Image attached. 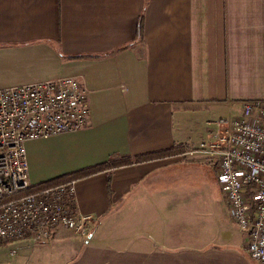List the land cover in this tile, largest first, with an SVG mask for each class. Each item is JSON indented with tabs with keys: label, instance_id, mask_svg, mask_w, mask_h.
Returning <instances> with one entry per match:
<instances>
[{
	"label": "crops",
	"instance_id": "0c3cea01",
	"mask_svg": "<svg viewBox=\"0 0 264 264\" xmlns=\"http://www.w3.org/2000/svg\"><path fill=\"white\" fill-rule=\"evenodd\" d=\"M70 77L87 91V126L27 144L31 186L112 157L185 152L78 180L75 210L93 218L87 239L61 228L39 247L67 235L99 243L108 230L104 243L135 249L90 245L68 264H255L230 217L242 237L234 248L169 240L160 226L170 212L191 214L163 206L176 183L168 168L200 164L218 121L264 102V0H0V89Z\"/></svg>",
	"mask_w": 264,
	"mask_h": 264
},
{
	"label": "built area",
	"instance_id": "2783aa9c",
	"mask_svg": "<svg viewBox=\"0 0 264 264\" xmlns=\"http://www.w3.org/2000/svg\"><path fill=\"white\" fill-rule=\"evenodd\" d=\"M87 96L71 77L0 89V250L45 243L61 228L87 239L93 218L75 210L77 181L28 192L27 152L31 141L83 130ZM218 126L198 152L215 159L228 215L245 234L246 257L264 264V102L244 103L239 115Z\"/></svg>",
	"mask_w": 264,
	"mask_h": 264
},
{
	"label": "rangeland",
	"instance_id": "374dc122",
	"mask_svg": "<svg viewBox=\"0 0 264 264\" xmlns=\"http://www.w3.org/2000/svg\"><path fill=\"white\" fill-rule=\"evenodd\" d=\"M184 162V165L168 168L169 174L175 177L176 183L175 185L170 183L169 194L166 198L167 202L163 206L180 210L186 209V212L190 210L191 214L181 216H176L174 212L167 214L168 223H163L160 226L163 233L167 234L169 240L174 235L181 242L184 240L189 243L202 241L210 243V240L214 239L216 243L220 244H224L226 240H229L231 248L242 245V237L238 236V232L227 214V207L211 159L202 154L200 155V164L186 160ZM179 224L184 226H179ZM108 232V230L107 232H101V242L99 243L95 239L85 243L74 236L67 235L63 241L56 240L55 243H50L51 245L46 243L42 247H39L36 243H29L28 245L34 247L27 248V250L4 246L0 250V264H68L73 261L74 255L80 257L82 252L90 245L106 247L110 250L135 249L131 246H116L113 243H104ZM10 250L14 251L16 257L9 255ZM204 252L206 250L200 254ZM243 254L245 256V253ZM200 258H195L194 261ZM127 261L129 260L125 259L121 263L127 264Z\"/></svg>",
	"mask_w": 264,
	"mask_h": 264
},
{
	"label": "trees",
	"instance_id": "16d2710c",
	"mask_svg": "<svg viewBox=\"0 0 264 264\" xmlns=\"http://www.w3.org/2000/svg\"><path fill=\"white\" fill-rule=\"evenodd\" d=\"M142 31H143V17L140 16L139 21H138V26H137V36H138L139 40L142 38ZM184 152H185L184 148L173 147L170 150H167L164 152H159L156 154H151V155H146V156H138V157H135L132 159L131 158L112 157L110 160H108L104 164L94 166L91 168H87V169L75 172L73 174L57 178L56 180L49 181L46 183H42V184H39L37 186H33L28 190V192H33V191L39 190L41 188H47L50 186L58 185V184L67 182L69 180H76V181L82 180V179L88 178V177H90L94 174H97V173H101V172H105V171H111L117 167L126 166V165L128 166V165H132L134 163L146 162V161H149V160L154 159L156 157L167 156V155L169 156V155L180 154V153H184Z\"/></svg>",
	"mask_w": 264,
	"mask_h": 264
}]
</instances>
